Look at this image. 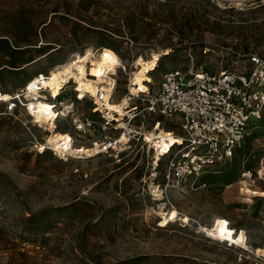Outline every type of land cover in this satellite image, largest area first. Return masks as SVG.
Returning a JSON list of instances; mask_svg holds the SVG:
<instances>
[{
	"label": "rangeland",
	"instance_id": "obj_1",
	"mask_svg": "<svg viewBox=\"0 0 264 264\" xmlns=\"http://www.w3.org/2000/svg\"><path fill=\"white\" fill-rule=\"evenodd\" d=\"M104 49L121 61L113 103L129 89L134 62L153 54L160 59L144 77L148 92L168 71H243L241 55L264 49V0H0V94ZM86 70L91 79L93 67ZM60 92L71 99L77 93L84 98L79 115L100 119L73 83ZM152 118L143 113L132 130L151 133ZM179 123L168 119L155 131L177 134ZM55 127L80 152L98 147L92 143L102 136L97 129L76 134L65 117ZM32 135L44 140L43 153ZM48 135L22 110L0 116V264H248L238 261L239 250L204 234L216 224L232 236L240 232L236 241L246 236V247L264 249V194L238 184L240 172L264 157V112L232 159L214 167L208 189L166 196L165 160L154 161L142 135L128 143L121 138L102 155L55 151L64 158L47 150Z\"/></svg>",
	"mask_w": 264,
	"mask_h": 264
},
{
	"label": "built area",
	"instance_id": "obj_2",
	"mask_svg": "<svg viewBox=\"0 0 264 264\" xmlns=\"http://www.w3.org/2000/svg\"><path fill=\"white\" fill-rule=\"evenodd\" d=\"M241 57L246 63L243 71L237 68L216 73L194 69L173 70L162 74L156 89L153 88L148 93L138 92L134 95L127 89L120 99L121 102L126 98L127 108L122 116L116 115L114 120L106 118L103 111L106 107L105 100L112 102L115 85L108 98H105L106 92L101 90L95 97L90 98L92 113L100 117L95 121L78 113L77 103L84 98L78 99L77 93L73 99L66 98L62 92L54 97L42 83L47 75L38 73L25 86L15 90L18 93L12 99L0 100V105L3 106L0 116H9L20 110L25 112L32 103L49 102L59 118L71 120L76 134H86L94 129L102 132V136L92 143L93 146H98L97 155L115 150L121 144L119 141L122 137L128 143L134 140L136 134L138 137L142 135V141L149 147L154 161L158 163L165 160L161 174L164 196L167 190L183 192L208 189L210 183L207 178L216 174L214 167L232 159L235 149L248 135L251 127L263 117L264 49L243 54ZM143 113L153 117L151 133L154 137L160 135L159 130L155 131L156 127L163 130L168 119H178L179 132H170L174 137L180 138V143L165 148L163 153L158 139L147 143L145 134L130 128ZM32 139L36 152L43 153L44 140L33 135ZM47 150H50L49 147ZM238 184L245 188L240 189L242 192L246 188L257 186L259 192L250 189L255 193L251 195L264 194V157L259 160L254 170L240 172ZM231 187L232 185H225L224 189ZM192 223L199 227L200 223L195 219H192ZM204 234L208 235L206 232ZM218 241L228 248L239 250L240 263L264 264V253L260 250L239 246L227 239ZM245 244L247 245L246 241Z\"/></svg>",
	"mask_w": 264,
	"mask_h": 264
},
{
	"label": "bare ground",
	"instance_id": "obj_3",
	"mask_svg": "<svg viewBox=\"0 0 264 264\" xmlns=\"http://www.w3.org/2000/svg\"><path fill=\"white\" fill-rule=\"evenodd\" d=\"M159 59V54H153L151 59L146 61L137 60L134 62L133 71L130 73L129 85V91L132 94L135 95L137 92H139V90L142 93L148 92L149 89L145 85L144 77L148 70L153 68L155 69L158 66ZM120 65L121 61L118 56L109 49L102 50V52L97 56L94 55L90 50H87L83 55L77 56L67 63L51 70L50 74L47 75V78L44 79L42 83L46 89L50 90L52 95L58 93V91L63 89L66 84L73 83L77 91L88 95L90 98L95 97L97 92L100 90L105 91V98H108L109 93L115 85L113 76H115L116 69ZM87 66H91L94 69L90 75L92 76L91 79L89 78L86 70ZM14 94L15 93L0 94V100H10ZM127 104V100H124L120 103L107 102V100H105L106 107L103 111V114L106 118L114 120L116 115L122 116L124 114V109L127 108ZM53 107L54 106L49 102L40 101L38 103L30 104V109L25 110V113L28 117L32 118L41 126L46 127L47 131L49 132V135L45 141L46 147H49L50 150H54L57 152V154L61 155L73 153L76 155H85L87 157L97 155L98 147L87 149L84 152H80L76 149L71 150L69 148L66 138L62 134H59L55 131V121L59 114L56 113ZM120 120L121 119H117V121ZM130 128L132 129V127ZM159 131L160 135L158 137H154L153 133H146L145 138L147 143H153L155 142L154 140L158 139V145L161 148L162 153L165 151V148L173 144L180 143L181 140L179 137L176 138L171 134H165L162 130ZM42 149L44 150V147H42ZM152 192L159 200L161 199L160 197L162 195L158 194L159 192L157 189ZM229 227L231 226L229 225ZM206 234H210L209 236H212L213 238H211L213 240L224 241L227 239L233 244L243 247L247 246L245 244L246 237L245 240L243 239L242 241L235 240L238 239L240 232L237 236L233 235V237V231L219 224H216L211 230H207ZM257 250H260L264 253V249L262 248H258Z\"/></svg>",
	"mask_w": 264,
	"mask_h": 264
}]
</instances>
